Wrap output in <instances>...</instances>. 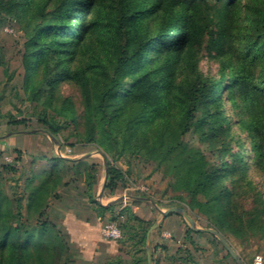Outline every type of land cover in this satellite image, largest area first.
I'll list each match as a JSON object with an SVG mask.
<instances>
[{
  "label": "trees",
  "instance_id": "16d2710c",
  "mask_svg": "<svg viewBox=\"0 0 264 264\" xmlns=\"http://www.w3.org/2000/svg\"><path fill=\"white\" fill-rule=\"evenodd\" d=\"M242 2L17 0L12 5L18 7L17 19L27 32L26 81L36 87L43 78L51 96L61 83L80 85L91 142L100 131L109 144H117L116 131L128 135L122 142L126 146L134 140L151 144L149 153L168 168L175 189L187 194L192 209L206 215L215 231L236 235L242 230L264 232V206L247 219L235 188L226 182L245 179L251 165L264 171V0H252L253 36L243 53L249 66L261 70L262 79L255 80L242 68L226 83L224 77L208 84L198 73L196 57L205 39L209 50L224 52L230 30L241 17ZM96 42L102 55L84 63L87 43ZM183 65L195 77L179 95L175 73ZM226 93L233 107L241 97L243 117L234 118L231 106L227 113L222 103ZM170 118L177 120L172 123ZM40 120L54 136L62 129L55 120ZM235 127L246 133L248 145L237 138ZM188 133L209 145L212 158L185 142ZM67 161L84 177V193L99 216L110 213L113 221L123 216L125 210L116 214V203L96 201L100 165L60 158L29 180L26 212L20 201L0 195V264L74 262L70 235L61 215L52 212L50 200L61 199V186L77 180L64 181ZM106 176L105 190L115 191L125 183L126 174L110 164ZM35 180L38 183L31 186ZM121 227L133 238L142 232L137 244H145L146 228L139 226L137 234L133 227ZM192 233L202 231L189 229L187 236Z\"/></svg>",
  "mask_w": 264,
  "mask_h": 264
},
{
  "label": "rangeland",
  "instance_id": "374dc122",
  "mask_svg": "<svg viewBox=\"0 0 264 264\" xmlns=\"http://www.w3.org/2000/svg\"><path fill=\"white\" fill-rule=\"evenodd\" d=\"M15 1L0 0V195L20 201L23 212H26L29 202L27 185L32 177L41 175L60 158L86 159L90 164L100 165L96 201L104 205L116 203V214L125 211L117 221L111 220L110 213L99 216L94 209L95 204L84 193L87 188L84 177L77 170H71L72 162H65L64 181L77 180L68 187L61 186L58 190L61 199H50L52 212L61 215L62 219L74 214L84 222L101 224L99 247L89 253L73 241L68 232L74 260L72 264H238L222 240L243 264H255L256 258H261L264 263V232L259 229L236 230L239 234L236 235L229 230L223 233L215 231L206 215L192 209L187 194L175 189L176 181L168 168L149 153L148 146L151 144L134 140L126 146L122 142L128 135L116 131L117 144H109L100 131L95 134V141L91 142L86 100L80 85L75 82L61 83L51 96L45 90L43 78L36 87L26 81L27 32L25 24L19 21L18 7L12 6ZM252 4V0H243L241 17L230 30L224 52L209 50L208 39L198 51L197 70L206 83L224 77L226 79L222 82L226 83L236 77L242 68L245 72L250 70L255 80L262 79L261 70L249 66L243 54L246 43L253 36V24L249 20L253 12L250 9ZM87 44L84 63L94 55H102L97 42ZM175 76V92L180 95L194 81L195 74L183 65ZM226 96L227 93L222 103L228 113L232 103ZM65 100L69 103L65 104ZM231 108L234 118L243 117L241 97H237L236 104ZM42 118L62 124L61 131L56 136L52 135L48 126L40 120ZM170 119L172 123L177 120ZM234 131L237 138L249 144L246 133L241 132L239 127H235ZM184 140L206 155L212 154L209 145L201 143L196 134L188 133ZM109 164L126 174L125 183L115 191L104 188ZM234 180L226 182L235 188L239 196L238 204L248 213L245 217H254L256 210L264 206V171L251 165L245 179ZM36 183L38 180L30 185ZM173 208L181 212L170 213L163 218ZM190 221L194 222V226ZM108 223L115 224L121 231L119 240L104 238L103 227ZM121 224L133 227L137 234L141 231L139 226L146 228L145 244H137L143 238L142 232L133 238ZM189 229L202 233L187 236ZM87 255L90 259L86 258Z\"/></svg>",
  "mask_w": 264,
  "mask_h": 264
},
{
  "label": "crops",
  "instance_id": "0c3cea01",
  "mask_svg": "<svg viewBox=\"0 0 264 264\" xmlns=\"http://www.w3.org/2000/svg\"><path fill=\"white\" fill-rule=\"evenodd\" d=\"M62 224L70 233L72 240L79 243L80 246L89 253L90 250H96L101 242V224H90L84 222L74 214L67 215L62 219ZM90 259V256H86Z\"/></svg>",
  "mask_w": 264,
  "mask_h": 264
},
{
  "label": "built area",
  "instance_id": "2783aa9c",
  "mask_svg": "<svg viewBox=\"0 0 264 264\" xmlns=\"http://www.w3.org/2000/svg\"><path fill=\"white\" fill-rule=\"evenodd\" d=\"M103 236L106 240H113V241H117L122 237L121 231L113 223H108L103 227ZM255 264H264V263L261 258H256Z\"/></svg>",
  "mask_w": 264,
  "mask_h": 264
},
{
  "label": "water",
  "instance_id": "95a60500",
  "mask_svg": "<svg viewBox=\"0 0 264 264\" xmlns=\"http://www.w3.org/2000/svg\"><path fill=\"white\" fill-rule=\"evenodd\" d=\"M181 212L180 209L178 208H173L170 209L167 213H165L163 215V218L166 217L167 215H169L170 213H178ZM162 218V219H163ZM162 221V220H161ZM192 223V225L194 226V222L190 221ZM157 225H155L154 227H156ZM210 232L215 233L213 230H210ZM223 244L226 246V248L228 249V251L230 252V254L233 256V258L237 261L238 264H243L242 261L238 258V256L234 253V251L227 245V243L222 240Z\"/></svg>",
  "mask_w": 264,
  "mask_h": 264
}]
</instances>
